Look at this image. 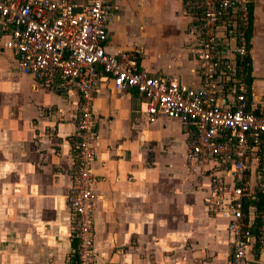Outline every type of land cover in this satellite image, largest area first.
Returning <instances> with one entry per match:
<instances>
[{
  "label": "crops",
  "instance_id": "1",
  "mask_svg": "<svg viewBox=\"0 0 264 264\" xmlns=\"http://www.w3.org/2000/svg\"><path fill=\"white\" fill-rule=\"evenodd\" d=\"M106 51L141 50V66L192 87L201 84L191 18L183 0H114ZM253 20L254 87L259 76ZM264 8V0H263ZM2 40H9L0 23ZM263 43V42H262ZM0 46V264H74L68 202L76 97L15 68ZM135 89L99 85L95 239L97 264H230L227 220L211 215L201 178L189 171L184 125L149 121ZM72 252V253H71ZM250 264H264L255 255Z\"/></svg>",
  "mask_w": 264,
  "mask_h": 264
},
{
  "label": "built area",
  "instance_id": "2",
  "mask_svg": "<svg viewBox=\"0 0 264 264\" xmlns=\"http://www.w3.org/2000/svg\"><path fill=\"white\" fill-rule=\"evenodd\" d=\"M255 2L183 0L200 61L201 84L192 87L146 71L137 48L106 51L114 0H0V23L10 36L0 35V46L15 51L17 71L76 97L67 195L75 264H97L93 105L106 80L116 93H140L139 110L149 121L164 115L184 125L189 171L207 178L204 203L227 220L230 264L264 259V88L257 93L254 79L247 80Z\"/></svg>",
  "mask_w": 264,
  "mask_h": 264
},
{
  "label": "rangeland",
  "instance_id": "3",
  "mask_svg": "<svg viewBox=\"0 0 264 264\" xmlns=\"http://www.w3.org/2000/svg\"><path fill=\"white\" fill-rule=\"evenodd\" d=\"M257 16H256V26H255V36H256V45L259 48L261 44H264V8H263V0H259L257 5ZM263 42V43H262ZM140 53L142 54L141 50ZM263 58H264V50L259 52V56L257 60L260 62L258 68V74L261 76L263 72ZM72 253V252H71ZM73 259V255L70 256ZM97 257V256H96Z\"/></svg>",
  "mask_w": 264,
  "mask_h": 264
},
{
  "label": "trees",
  "instance_id": "4",
  "mask_svg": "<svg viewBox=\"0 0 264 264\" xmlns=\"http://www.w3.org/2000/svg\"><path fill=\"white\" fill-rule=\"evenodd\" d=\"M253 19H254V15L252 14V24H251V28H250V33H252L253 32ZM249 63H248V71H249V74H248V76H247V80L249 81V82H251V80L253 79V76L251 75V70L253 69V62H251V60H250V58H249ZM74 264H75V262H74Z\"/></svg>",
  "mask_w": 264,
  "mask_h": 264
}]
</instances>
